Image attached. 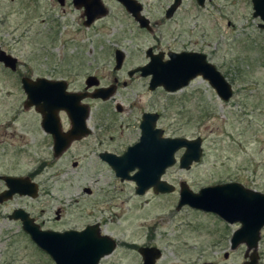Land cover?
<instances>
[{
  "label": "rangeland",
  "instance_id": "obj_1",
  "mask_svg": "<svg viewBox=\"0 0 264 264\" xmlns=\"http://www.w3.org/2000/svg\"><path fill=\"white\" fill-rule=\"evenodd\" d=\"M141 1L146 7L156 10L152 0ZM50 5L51 0H38L34 4L29 0H13V3L10 0H0V17L6 21L5 25H0V37L9 40L8 33L11 31L15 30L17 37L25 29L29 30V34L22 36L14 46V55L20 62L19 69H30L34 74L42 75L54 60L62 57L63 65L68 64L69 69L75 70L73 74L78 75L79 83L91 69L104 85L111 84L113 76L116 75L119 82L125 80L128 85L118 86L116 95L109 102L111 106L113 101L120 103L125 110L120 121V115L117 116L116 122L120 127L114 126V131L120 130L128 134L133 130L131 125L126 124L134 123L139 112L150 100L156 101L154 104L156 108L158 104V110L162 114L159 126L168 128L170 119L167 116L171 113L167 106L168 95L159 91L148 93L146 80L135 76L130 82L124 74L125 70L145 62L143 52L146 47L153 45V37L138 35L129 17L113 2H106L112 13L110 17L96 22L88 31V42L87 36L83 35L86 30L79 29L78 35L74 36L70 27L64 28L63 35L57 39L54 28L56 25L53 23L46 26L41 21L45 15L44 10ZM185 17L178 15L177 19L183 22ZM197 21L200 26L193 28L188 24L183 37L192 44L190 48L200 49L207 54L211 63L232 86L234 96L228 102L220 100L201 78L190 84L186 91L189 100L184 104L183 119L180 125L177 123L166 129L165 134L174 138H201L203 156L189 171L180 170L177 165L169 171L166 179L175 185L176 192L164 197L154 198L147 195L139 198L135 196L131 184L118 182L105 169L97 174L85 172L87 164L92 163L91 158L85 159L79 169H73L69 163L72 160L71 153L70 156L51 164L36 180L47 181V187L52 193L50 198L42 196L35 202H15L0 208V264H53L23 233L18 222L5 219L7 209L14 207H26L30 212L32 209L36 210L38 216L43 214L38 219L39 223L49 218L43 224L45 229L79 230L88 224L102 221L101 230L114 238L119 248L101 264H140L137 252L122 249L124 243L137 246L149 243L159 249L162 257L157 264L237 262L226 241L227 236L235 230L233 225L225 224L213 214L188 207L176 211L175 207L180 181L197 193L220 181L240 179L251 190L264 193V31L256 27L259 20L252 18L248 0H212ZM166 30L168 34L165 33V40L169 41L168 35L172 29ZM73 36L76 37V43L69 41ZM114 49H120L125 54L123 73L113 72ZM73 59L76 60L71 61ZM86 60H90V67ZM73 64L76 65L75 68H71ZM78 86L74 85L72 89ZM5 95L6 91H0V141L5 140L4 144L0 142V174L23 175L37 169L42 161L50 162L52 159L49 154L40 152L37 148L40 143V134L34 126L35 123L37 125V116L28 112L14 121L17 111L22 107L23 96L20 90L11 89ZM93 106L99 116L97 108L102 105L94 103ZM22 123L27 124L24 127L26 129H22ZM2 131L7 133L6 139L1 136ZM10 132L16 133L14 139L23 135L18 134L19 132L25 133L24 138L31 146L28 154L21 156L10 150ZM135 138L136 135L132 136L131 141ZM14 143L16 144L15 140ZM179 156L180 154L176 158ZM59 168L62 172L56 173ZM97 176L101 178L98 180ZM94 178L99 181L96 185ZM89 182L90 186H86L93 191V195L81 197L79 207L85 210L96 205L100 212L95 219L79 216L76 211H72L77 209L71 206L72 199L78 198L81 187ZM101 187L109 194L102 196ZM52 197L63 204L58 208L66 211L59 221L54 220L53 212L58 203ZM45 204L51 209L49 213L40 211L41 208L45 209L42 207ZM98 216L104 219L100 220ZM262 233L258 250L260 254L261 251L264 253V231ZM243 252L244 250L239 251L241 258ZM225 254L228 255L227 258Z\"/></svg>",
  "mask_w": 264,
  "mask_h": 264
},
{
  "label": "flooded vegetation",
  "instance_id": "obj_2",
  "mask_svg": "<svg viewBox=\"0 0 264 264\" xmlns=\"http://www.w3.org/2000/svg\"><path fill=\"white\" fill-rule=\"evenodd\" d=\"M10 1L11 3H13V0H10ZM134 1L140 5V11H139L138 17L144 18V20L146 21L145 26L144 25L140 26V24L136 21V19L117 0H100L101 4L104 6L106 13L104 16L100 18L92 20V22H90L89 24H88V15H90L91 11H93L94 0H51V5H50L51 8L47 7V9L44 10L43 14L45 15L42 16L41 21L44 22L46 26L51 25L53 23L56 25L54 28L56 30L55 34H56L57 39H59L63 35V29L64 28L67 29L68 27H70L71 31H74V34H73L74 36L78 35L79 29H83L87 31L86 33H83V35L84 36L86 35L88 37L89 35L88 31L93 28L96 22L110 17L111 15L110 13L112 12H110L111 10L106 5V2H113L116 6H118V9L121 12H123L126 16H128L129 20L132 21L133 27L135 28V31L138 35H148V36H152L154 39L153 45L146 47L143 52L145 62L132 69L125 70L124 74L125 76H127V79L130 82L135 76H138L139 78L146 80L148 93H155L159 91V93L161 94L168 95V101H167L168 105L167 106L169 107V109H171V113L170 115L167 116V119L169 118L170 120H168V128L166 129H170L171 127L175 126L177 123L180 125V121L183 119L182 115L184 114V109H183L185 108L184 104L188 102L189 100V97L187 96L186 91L190 87V84L192 83V81L201 78L203 81H206L208 83L210 90L213 93H215V96L219 98L220 100L222 99L218 96L216 90L210 85V83L207 80H205L201 75H198L196 76V78L189 80L185 86H182L181 88L175 91L168 92L163 87H156L155 89L151 90L150 84H149L151 75L141 76V73L137 70L139 68L146 66L150 62L151 58H154V57H156L157 59L160 58L158 60H160V63L164 64L167 61H169L172 55H182V54L196 55V56L204 57L205 63L211 65L230 85V83L226 80L223 74L216 68V66L213 63H211L207 54L201 51L200 49L190 48V45L192 44L189 43V41L185 40L183 37L184 34L186 33L184 30L188 24L192 25L193 28L200 26L198 24L197 19L199 18V15L202 12H206L208 5L212 3V0H203L201 3H199L198 0H179L177 4L175 3V0H152V4H154V7H156V10H151L149 7H146L145 4L141 0H134ZM29 2L34 4V3H38V0H29ZM248 2L251 8L252 18L259 20L258 23H256V27L259 30L264 31V28L261 27L264 25V22L259 17L254 16L255 11L253 8L254 7L253 1L248 0ZM192 12L194 14H191ZM73 14H74V17H73ZM178 15H183V17H185L184 15H186L185 17L186 20H184L183 22L178 20L177 19ZM70 18L71 20L69 21ZM4 19L5 18L0 17V25L6 24V21H4ZM166 29H172L171 33L169 32V35H168L169 41L165 40V36L166 34H168ZM48 30H50L49 27H48ZM28 34H29V30L25 29V31H23L22 33H19L16 37L15 36L16 31L13 30L10 33H8L9 40H5L0 37V59H1L0 60V91H6V95H7L11 91V89L14 90L17 88L20 90L23 96L22 107H21V110L17 111L16 113L17 116L14 118V121L19 120L20 115H23L28 112H33V114L37 116V118L35 117L36 118L35 122H37V125H35L36 123L34 124V126H36L35 128L36 132L40 134V138L38 139V142L40 141V143L38 144L37 148L40 152L43 151L44 153L49 154L52 160L50 162L42 161L37 169L33 170L32 172L31 171L27 172L26 174H23V175L22 174H18V175L0 174V183L2 185V188L0 189V208L8 206L9 204H12L15 202H29V203L35 202L39 199V197H42V196H46L50 198L52 193L50 192V189L47 187V181L46 180L42 181V179L38 181L36 180L39 177H41L42 174H44V170L46 168L51 167V164H55L57 161L63 158H66L67 156H70L71 153L73 155L70 156L72 160L69 161V163L73 169H79L83 165V162L85 159L91 158L92 163L91 165L87 164V166L84 168L85 172L97 174V172H99L101 169H105L106 171L111 173L115 177V180H117L118 182L124 183V184L126 183L131 184L133 186V192L135 196L139 198H143L144 196H147V195L154 197V198L173 195L176 192L175 185L171 181L166 179V177L169 174V171L173 169L175 165H177L180 170L189 171L192 168L193 164H197V163H193L189 169L180 168L179 161L182 155L184 154V149H180L174 154L175 164L167 168L164 174L160 177V181L167 183L169 186H171L174 189L173 192L164 193V194L155 193L153 188H149L148 190L144 192L143 195H137L136 194V183L130 180V177H133L139 171V169L134 168L132 171H129L127 173V175L125 176L126 178L124 177V179H121L119 177H116L114 169L111 167V165L107 161L103 160V157L112 156V157L119 158L123 156L128 151L129 148H132L136 146L138 143H140V138L142 136L141 125L144 122L145 116L150 117V118L154 117L155 121L153 122L152 127L154 130L161 131L162 139H187L181 136H177L175 138L166 136L165 127L159 126L160 121L162 119V114L158 110L159 109L158 104H157V108L154 104L156 101L150 100L149 102H147V104L145 105L146 107H143L142 111L139 112V115L134 120V123L132 122L133 123L132 124L128 122L126 124L128 126L131 125V127L133 128V130H131L132 132L129 131L128 134H125L123 131H120V130L118 132L114 131L116 130L114 126L120 127L118 122H116L117 116L120 115L118 117L120 121V119H122L121 115L122 113H124L125 110L120 105V103L113 101V106H111L109 102L113 99L114 95H116L118 86L127 87L128 82L125 80L119 82L116 75H114L111 84L104 85L102 84V80L98 76H96L94 72H92V69H91L90 70L91 72L87 73V75L83 77L84 79L83 81H81L82 83L80 82L81 85H79L80 83L77 79L78 75L73 74L75 70L69 69L70 65L68 64L63 65L64 59L62 57L54 60L55 62L51 63L49 68L45 69V74H42V75L34 74V71L30 69L20 70L19 69L20 62L18 61V58L16 57V55H14V46H15V43H17L21 39L22 36H26ZM137 34L136 36H138ZM74 36L69 41H73L76 43V37ZM87 37H86V42H88L89 40V37L88 38ZM163 40L165 41L163 42ZM178 42H180V44H178ZM117 52L121 53L120 55H118V57L121 58L118 68H116L117 67V62H116ZM72 55L74 56V54ZM87 56H90V55L87 54ZM76 59H73L71 61H75ZM113 60H114L113 72L115 74L123 73L122 67L125 61L124 52L120 49H114L113 50ZM86 61L88 63L87 64L88 67H90L91 65L90 60H86ZM72 67L75 68L76 65L73 64L71 65V68ZM75 77L77 80L75 79ZM40 80L46 81V82L58 83L59 84L58 87L61 88L60 90L63 91L65 95L76 94L75 96L80 97V100L77 105L79 110L77 112H79L78 116L86 114V118L84 120V125H85L84 130L87 131V133L76 134L71 137L69 133L72 130V121L70 120L68 112L63 109L56 110L54 115H55V120H56L58 130L60 132L59 135L61 137V139H58V140H65L66 143L63 145L61 141L56 143L53 135L46 132V130H44L42 126V121H43L42 114L39 113L34 107L26 106L27 94L23 88L24 81L34 84ZM89 82L96 83V86L89 85L88 84ZM74 85L75 86L79 85V86L76 89H72ZM110 88H113V92L107 99L102 100L100 98L98 99L93 98V95L96 93L97 90H108ZM230 89H231V96L225 102H228L234 96V91L231 85H230ZM94 103H98L100 106L102 105L101 107L97 108V112H99V116L96 115V111L93 106ZM72 114H74L75 116L77 115L75 111ZM26 125L27 124L22 123L21 124L22 129H26L24 128ZM3 131H2L1 136L4 139H6L5 137L7 136L6 135L7 133H3ZM27 131H28V128H27ZM14 132L16 131L14 130ZM14 132H10L8 136V138H10L9 140L10 143L8 145L10 150L14 152L15 154L21 155V156L28 154L30 152L31 146L28 143L29 141H27L26 138H24L25 133L19 132L18 134H23V135H18V137L14 139L15 134H16ZM134 135H136V138L134 141H131V137ZM195 139H198V138H195ZM199 139L201 140V149H202V156H203V147H202L203 140L201 138ZM14 140L16 144L14 143ZM187 140H193V139H187ZM4 142L5 140H3L1 144H4ZM62 146L63 148L59 149ZM179 154L180 156L177 159L176 157ZM75 158H81V159H75ZM61 169L60 168L57 169L56 173L62 172ZM4 178L6 179L16 178V179H20L23 181L26 180L29 184H34L35 190H34L33 195L35 196L31 197L29 195L13 194L12 196H9V197L5 196L7 198H4L3 195L9 190L8 187L6 186ZM100 178L101 177L99 176L97 179L99 180ZM172 178L173 177H171V179ZM98 180L94 178L95 185L96 183L99 182ZM225 184H238L244 190L255 191L247 187L245 185L246 183L240 179L220 181L214 186L225 185ZM86 185L90 186V182L85 184L83 187H81V193H79L78 198H75L74 200L72 199L71 206L77 209V210H72V211H76L79 216L85 215L89 219H95L97 218V214L100 212L97 209L96 205H91L85 210L79 207L80 205L79 199L81 197L83 196L90 197L93 195V191ZM181 185H186V184L181 181L179 182V187H178V192H177L178 201H179ZM186 187L188 188L187 185ZM101 194L102 196H106L109 194V192L105 191V189H102ZM261 194H264V193H261ZM52 200H53V197H52ZM53 201L58 203L57 204L58 206L55 208L53 212L55 214L54 220L59 221L62 219V216H64V213L66 211L65 210L63 211L61 208H58L59 205L63 206V204L60 201H55V200ZM178 201H177V204H178ZM47 206L49 205L48 204L42 205V207H45V209L41 208L40 211L44 213L45 212L49 213L51 209L47 208ZM185 207L190 208L189 206H184V208ZM8 210L9 208L7 209V213L5 214V219H7L10 222H18L21 225V229H22L21 220L10 219V217L14 215L15 211H21L22 213H24L27 216V218L30 221H32L34 225L38 226L40 230L42 231H51V232H57V233H63L66 231H82L88 226L98 225L99 230H100L99 232L100 235L107 236L115 242V249L112 251V253L100 259L98 264H101L103 260L112 256L113 253L116 251V249L119 248L117 241L114 238L110 237L109 235L104 234V232L101 230L102 221H99L98 223L88 224L79 230L69 229V230L58 231L54 229L43 228V224L47 220H49V218H46L45 221H41L39 223L38 219L42 217L43 214H40L38 216V212L36 210L32 209V212H30L27 210L26 207H22V208L14 207L10 209L9 211ZM175 210H176V207H175ZM180 210H176V211H180ZM101 212H105V211H101ZM98 219L103 220L104 218H102L101 216H98ZM224 223L228 224L226 222ZM228 225H231V226L233 225L235 227V230L232 232V234L229 237L227 236L226 238L230 251L233 252L234 257H236L237 262L235 264H259L260 262L262 264L263 259H264L263 258L264 253L261 251L262 254H260L258 253V250L261 245L262 238H263L262 232L264 231V227L260 229L259 240L257 242L256 249L254 250V249H249L248 245L245 242L232 245L231 244L232 236L234 232L240 229L241 225L239 223L228 224ZM23 233L25 232L23 231ZM140 248H155V247L151 246L149 243L143 246H137L134 244H126V243L122 245L123 250H131V251L137 252V255L140 258V264H142V257L138 252ZM241 250H244L242 254V258H241V255L239 254V251ZM45 255L54 264L51 258L47 254ZM161 257H162V253H161ZM227 257L228 255L225 254V258ZM204 264H209V263H204Z\"/></svg>",
  "mask_w": 264,
  "mask_h": 264
},
{
  "label": "water",
  "instance_id": "obj_3",
  "mask_svg": "<svg viewBox=\"0 0 264 264\" xmlns=\"http://www.w3.org/2000/svg\"><path fill=\"white\" fill-rule=\"evenodd\" d=\"M136 19L140 26H145L146 21L140 18V5L134 0H117ZM179 0H175L177 4ZM203 0H198L201 3ZM254 16L264 22V0H252ZM106 13L100 0H94V7L88 15V24L92 20L104 16ZM264 28V25L261 26ZM117 52V67L121 58ZM160 59V58H158ZM156 57L139 68L141 76L151 75L150 89L163 87L172 92L185 86L189 80L201 75L216 90L218 96L227 101L231 96L230 85L209 64L205 63L202 56L182 54L172 55L166 63H160ZM1 60V59H0ZM96 86V83H88ZM58 83L38 81L37 83L23 82L27 94V107H34L43 116L42 126L46 132L53 135L55 142H62L54 113L58 109L66 110L72 121L70 136L87 133L84 130L86 114L78 116V102L80 97L76 94L65 95L58 87ZM63 89V88H62ZM113 92L97 90L93 95L95 99H107ZM68 104V105H66ZM69 107V108H68ZM74 111L77 113L75 116ZM151 121V122H150ZM154 117H144L141 125L142 136L140 143L129 148L121 157H103L114 169L116 177L124 179L129 171L138 168L139 171L130 177L136 183V194L143 195L146 190L153 188L155 193H171L173 188L160 181L165 170L175 164L174 154L184 149L180 158L181 169H189L193 163H198L202 156L201 140L193 139H162L161 131L154 130L152 125ZM148 124V125H146ZM151 124V125H150ZM60 147L59 149H62ZM126 178V177H125ZM8 191L3 195L13 194L35 196V185L26 180L4 178ZM24 184H23V183ZM184 206L217 216L228 224L239 223L240 229L234 232L231 244L243 243L249 249H256L260 229L264 227V194L244 190L238 184L216 185L201 189L197 194L190 191L186 185L180 186L179 201L176 210ZM12 220H21L22 230L28 235L30 241L42 252L47 254L54 264H98L100 259L112 253L115 242L107 236H101L98 225L88 226L82 231H66L63 233L42 231L32 223L21 211H15L10 217ZM142 264H156L161 253L157 248H140ZM255 252V251H254Z\"/></svg>",
  "mask_w": 264,
  "mask_h": 264
}]
</instances>
